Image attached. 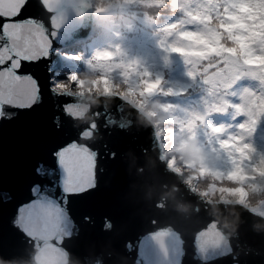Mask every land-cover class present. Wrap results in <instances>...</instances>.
<instances>
[{"label":"water","instance_id":"1","mask_svg":"<svg viewBox=\"0 0 264 264\" xmlns=\"http://www.w3.org/2000/svg\"><path fill=\"white\" fill-rule=\"evenodd\" d=\"M23 3L0 0V14L15 15ZM46 4L52 8L43 13L33 0L41 20L11 26L45 25L49 36L53 31L56 36L51 58L33 68L43 90L40 102L32 109L6 108L0 114V200L6 199L5 193L11 196L7 204H0V260L12 264H264V205L251 212L244 211L242 203H221L219 213L213 214L195 188L184 182L183 174L166 167L152 128L145 127L137 111L119 99L98 109L99 133L79 143L98 154V187L91 195L69 198L54 235L29 222L13 223L21 231L11 227L16 208L32 199L34 184L41 187V195L62 199L60 172L52 154L76 139L77 132L58 108L63 101L48 93V80L50 75L59 78L55 51L85 40L95 24L92 0H46ZM5 43L0 37V47ZM57 116L64 125L61 131L52 123ZM41 161L45 174L38 177L33 168Z\"/></svg>","mask_w":264,"mask_h":264},{"label":"clouds","instance_id":"2","mask_svg":"<svg viewBox=\"0 0 264 264\" xmlns=\"http://www.w3.org/2000/svg\"><path fill=\"white\" fill-rule=\"evenodd\" d=\"M164 2L165 0H151L146 12L151 9L158 17L159 12L152 8V4L159 8ZM172 4L174 12L180 14V22L173 26L174 29L181 33V38L186 39L190 47L202 49L194 54L206 61V67L208 62L223 63L219 57L220 52L227 51L236 56L239 50L245 67L260 69L258 78L260 86L264 88V19H261L264 17V7L259 4L250 7L244 0H207L202 11L193 14L191 0H172ZM100 9L101 12L104 11L103 7ZM246 14L247 19L259 22L249 27L244 23ZM148 19L152 23L156 22L152 16ZM193 23L198 24L201 31H182L186 25ZM236 29H244L248 35L233 36L232 32ZM165 31L171 34V29ZM65 55L74 61L78 58V55L70 53ZM118 56L119 49H116L115 57L112 52H100L87 60H80L86 65L83 72L65 73L61 79L50 75L47 91L54 100L63 101L58 108L64 120L77 132V138L71 143L95 138L100 131L98 109L109 100L119 99L137 111V119L145 127L152 128V135L163 153L161 159L168 161L166 167L182 173L188 186L198 184L197 195L213 214L219 213L217 206L221 203H239L240 200L245 201L242 205L244 211L255 212L261 209L264 205V191L251 186L245 191L241 187L246 181L254 182L264 176V158L257 155L250 143H245L253 130L241 127L244 123L234 130L207 125L206 121L213 111L227 110L228 106L223 103L218 107L205 108L203 112L178 115V105L161 102L160 98L167 100L179 96L162 76L148 75L135 61L127 64L116 62ZM42 96L41 89L40 99L29 109L35 107ZM74 105H79V110H75ZM236 115L240 113L237 112ZM52 123L56 125V131L63 129L59 116L54 117ZM199 132L205 133L203 142L198 136ZM53 157L55 158V153ZM224 158L231 162L227 175L217 170ZM206 185L220 186L221 190L209 195L207 193L210 188L206 189ZM224 188L236 189V193L223 192ZM232 214L238 219V213L233 210ZM235 230L233 228L232 231ZM0 264L12 262L0 260Z\"/></svg>","mask_w":264,"mask_h":264},{"label":"trees","instance_id":"3","mask_svg":"<svg viewBox=\"0 0 264 264\" xmlns=\"http://www.w3.org/2000/svg\"><path fill=\"white\" fill-rule=\"evenodd\" d=\"M150 2L95 0L99 7H104V11L95 12L93 31L85 40L64 47V53L78 55L77 64L83 72L86 65L80 60H87L100 52H112L115 57L116 49H119L116 62H138L148 75L162 76L172 91L179 93L175 99L157 98L162 103L178 105V115L181 116L187 112H203L205 108L218 107L221 103L227 105L225 111H213L206 121L207 125L234 130L241 123H248L253 131L245 143H250L257 155L264 158V88L258 78L260 69L245 67L239 50L236 56L227 51L220 52L223 63L208 62L206 67V61L194 54L202 49L190 47L188 41L181 38V33L174 29L173 26L180 22V14L174 12L172 0H165L159 8L152 4V8L159 12L158 17L151 9L146 12ZM206 5L207 0H191V11L195 14ZM149 16L156 22L152 23ZM244 23L248 24L246 16ZM169 29L171 34L165 31ZM185 30L196 33L201 28L193 23L186 25L182 31ZM232 35L246 36L248 33L244 29H236ZM245 93L250 94L248 104L241 99ZM242 105L240 115H236ZM198 136L202 142L205 140L204 132H199ZM230 167L231 162L224 158L217 170L227 175ZM249 186L264 191V176L241 185L245 191Z\"/></svg>","mask_w":264,"mask_h":264},{"label":"snow or ice","instance_id":"4","mask_svg":"<svg viewBox=\"0 0 264 264\" xmlns=\"http://www.w3.org/2000/svg\"><path fill=\"white\" fill-rule=\"evenodd\" d=\"M35 3L36 9L43 13L51 11L52 5L46 4V0H35ZM36 20L41 18L33 9V0H24L15 15L0 14V37L8 41L0 47V114L6 108L31 107L40 99L41 86L33 68L41 60L51 58L52 41L56 32L53 31L50 37L45 25L27 29L11 27L23 26L27 22L34 24ZM51 23L54 27H59L55 17H52ZM22 31L27 34L21 35ZM41 50L43 55L39 54ZM249 96L250 94L245 93L241 97L244 104L249 103ZM242 109L243 105L237 111ZM241 127L249 128V124L245 123ZM54 153L56 168L60 172L58 182L62 199H53L50 194L41 195V187L34 184L31 188L32 199L16 208L10 221L11 227L14 222H29L54 235L62 221L63 211L68 208L69 198L91 195L98 187V154L93 153L89 147L69 143ZM44 170L43 161L36 163L33 168L38 177L45 174ZM88 184L93 187H88ZM47 191L46 189L45 192ZM5 197L6 199L0 200V204H7L11 200V196L6 193ZM159 235L158 233L153 239Z\"/></svg>","mask_w":264,"mask_h":264},{"label":"rangeland","instance_id":"5","mask_svg":"<svg viewBox=\"0 0 264 264\" xmlns=\"http://www.w3.org/2000/svg\"><path fill=\"white\" fill-rule=\"evenodd\" d=\"M245 3H248L250 5V7L254 4H259L261 7H264V0H258V2H255V0H244ZM93 6H94V11L98 12V9H100L101 7H99L96 3L95 0H92ZM104 8V7H103ZM101 12V11H99ZM247 17V14L245 15ZM261 19H264V17H261ZM248 20V26L250 27L252 24L258 23V20ZM64 49V48H63ZM63 49L57 50L55 51L56 56L59 58V64H58V69L56 71V75L59 77L58 79L63 78L65 73H80L81 68L80 66H78L77 64V60H72L69 59L67 55H65ZM73 56H77V55H73ZM168 163V161H167ZM174 169V168H173ZM192 187L195 188V190L198 192V184L194 183L191 185ZM210 188V191H208L207 194L211 195L214 194L217 191H220L221 188L220 186H208L206 185V189ZM223 192L229 193V194H235L236 193V189H232V188H224ZM230 198V196H229ZM244 201V200H243ZM245 202V201H244Z\"/></svg>","mask_w":264,"mask_h":264},{"label":"bare ground","instance_id":"6","mask_svg":"<svg viewBox=\"0 0 264 264\" xmlns=\"http://www.w3.org/2000/svg\"><path fill=\"white\" fill-rule=\"evenodd\" d=\"M230 199V198H229ZM233 202H235V201H233ZM239 203H242V204H244V201L243 200H240V202Z\"/></svg>","mask_w":264,"mask_h":264}]
</instances>
